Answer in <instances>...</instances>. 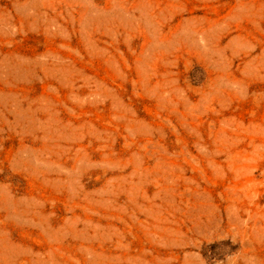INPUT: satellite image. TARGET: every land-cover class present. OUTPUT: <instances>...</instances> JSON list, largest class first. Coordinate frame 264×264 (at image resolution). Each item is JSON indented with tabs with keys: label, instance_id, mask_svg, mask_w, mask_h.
Wrapping results in <instances>:
<instances>
[{
	"label": "rangeland",
	"instance_id": "1",
	"mask_svg": "<svg viewBox=\"0 0 264 264\" xmlns=\"http://www.w3.org/2000/svg\"><path fill=\"white\" fill-rule=\"evenodd\" d=\"M0 264H264V0H0Z\"/></svg>",
	"mask_w": 264,
	"mask_h": 264
}]
</instances>
